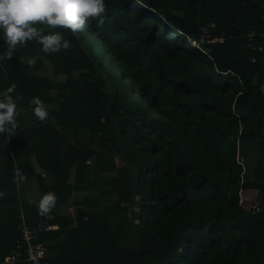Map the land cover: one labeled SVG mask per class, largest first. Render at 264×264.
Returning <instances> with one entry per match:
<instances>
[{"label":"trees","instance_id":"obj_1","mask_svg":"<svg viewBox=\"0 0 264 264\" xmlns=\"http://www.w3.org/2000/svg\"><path fill=\"white\" fill-rule=\"evenodd\" d=\"M104 3L102 23L92 20L76 33L54 29L70 41L69 49L44 53L33 40L0 60V94L14 83L13 95L22 97L17 110L33 114L30 101L36 96L57 103L58 130L66 131L67 144L53 134L57 129L50 112L45 121L30 117L29 125L18 116L14 130L24 156L32 155L43 172L55 177L56 196L65 199L93 188L107 200L117 196L101 214L77 209L74 221L63 222L53 215L61 227L76 224L64 233L61 264H264V216L244 209L238 194L241 188L254 189L264 200V53L262 64L255 65L244 54L250 30L264 51V37L258 38L264 33V0ZM210 24L226 40L203 44L204 54L191 41ZM5 47L0 36V53ZM37 56L56 62L65 80L30 74L24 59ZM76 70L79 77L73 79ZM256 140L261 162L253 180L240 184L238 149L242 142ZM88 142L100 145L111 160H95V178L120 157L124 166L116 177L89 181L87 162L94 155ZM2 153L6 161L0 187L5 188L14 182V153ZM26 163L18 166L23 174L24 167L29 169ZM102 181L108 190L100 187ZM136 196L138 224L121 207ZM44 216L26 217L33 225ZM1 217L5 246L0 245V261L13 248L19 221L13 214ZM54 233L38 239L47 242Z\"/></svg>","mask_w":264,"mask_h":264},{"label":"clouds","instance_id":"obj_2","mask_svg":"<svg viewBox=\"0 0 264 264\" xmlns=\"http://www.w3.org/2000/svg\"><path fill=\"white\" fill-rule=\"evenodd\" d=\"M104 0H0V36L6 47L0 53V60L11 58L18 45H25L35 40L44 53H57L71 47L70 41L61 31L67 29L72 33L85 30L92 22H103ZM47 26L53 31L43 32ZM16 85L13 83L0 94V133H11L17 127V101L22 97L13 95ZM33 115L40 121L49 118V112L40 97L30 101ZM14 179L23 182L26 177L17 169ZM2 195V193H0ZM57 196L54 191L44 193L36 207L39 215H47L56 207Z\"/></svg>","mask_w":264,"mask_h":264},{"label":"crops","instance_id":"obj_3","mask_svg":"<svg viewBox=\"0 0 264 264\" xmlns=\"http://www.w3.org/2000/svg\"><path fill=\"white\" fill-rule=\"evenodd\" d=\"M257 80L258 77L254 78L252 80V84L255 85L257 83ZM260 90L262 93H264V82L261 84ZM16 136H17V132L14 131H12L11 133H0V154L2 155V159L0 160L1 161L0 170L3 168L6 161L2 153L3 151L14 153L11 156L13 157L12 162L14 164L13 173L18 169V166L20 164L21 165L27 164L26 162L29 163L30 170L26 169L27 167H24V176L26 177V179L23 182L14 179L13 185L9 184L5 188H0L1 189L0 193H2V195H0V202L1 200L5 202L4 205L0 204V211L2 214L6 216L13 214L17 219L19 218L20 215H24V217L27 220L26 216H30V218L41 216L38 214L36 204L44 193L48 191H52L54 182L53 185L49 186L47 184L48 181L47 182L44 181L43 175L39 173V171L40 172L43 171L38 167L36 162L34 161L32 162V160L30 159V155L27 158L24 156L22 142L17 141ZM240 147H241L242 157L245 159V162L248 163L247 165L248 173L251 174L250 176L251 179L249 180V182H251L256 174V169L258 168V165L261 162L260 158H261L262 150L260 149V141L256 140V141L242 142L240 144ZM30 171L33 173V176L27 175L29 174ZM38 176H40L42 179V183L45 188L44 191L40 187V183L37 178ZM31 180H35L37 182L36 188H34L33 184L31 183ZM79 193L80 192H72L65 199L57 197L56 207L53 209L54 212H51L49 214L54 215L56 221L63 222V219L65 218L74 221L76 210L79 209L81 205H83L74 202L75 200L73 198L74 195ZM248 193H250L252 196L249 198L250 200L248 199L247 201H251V202L259 195L258 191L254 189L249 191ZM7 196L11 197L13 199V202L8 203L10 198H7L5 200V197ZM94 213L97 214L96 212ZM56 221H55L56 228L52 231V233L55 232L54 234H56V237L47 242L44 241L45 246L48 248V255L50 257L49 261L51 264H61L63 262L61 261V256H60L61 253L60 245H62L64 242V238H65L64 233L65 231L73 228L76 225L75 224V225H70L68 227H64V226L61 227V225L58 224ZM84 221H87V218L84 219ZM2 242L4 241L0 237V245L5 246V244Z\"/></svg>","mask_w":264,"mask_h":264},{"label":"rangeland","instance_id":"obj_4","mask_svg":"<svg viewBox=\"0 0 264 264\" xmlns=\"http://www.w3.org/2000/svg\"><path fill=\"white\" fill-rule=\"evenodd\" d=\"M39 27V26H38ZM43 29V32L44 33H47L49 31H53V29H50L48 27H42ZM80 32V31H79ZM88 40H90L88 38ZM37 45H39V43H37ZM99 53V56L100 58H102L101 60L105 61V57L104 56H101L100 52ZM25 63L27 64V67H28V72L30 74H33V75H40V76H43L47 79H54V81L56 82H63L66 78L65 75L63 74H60V73H57L56 71V67H57V63L53 61H51L50 59H47L43 56H37V57H26L24 59ZM106 65V68H109L108 71H110L111 73H113L114 75H119L118 72L114 71V69L112 67H110V64H107L105 63ZM73 79H76L79 77V72L76 70L73 72L72 76H71ZM48 95L50 97H53L55 95V91H49ZM45 105L47 106V109H48V112H50V118L52 121H54L53 123V126L56 127L57 129V132L56 131H52L53 134L55 133V137H57V139L61 142V143H65L67 144V141L68 138L65 136L66 134V131L65 132H62L64 133L61 134L59 133V130H58V127H62L60 121L57 118V103L56 102H44ZM18 112H19V117L20 119L22 120V122L25 124V125H29L30 122H29V118L30 117H35L33 114H31V110L29 109H26V108H19L18 109ZM33 115V116H32ZM49 123V122H47ZM85 141V140H84ZM88 147L92 149V152H93V158H91L87 164H88V167H90V180L93 179H98V178H107V179H110V178H114L118 175V168H121L124 166V163L123 161L121 160L120 157H115L114 158V164L115 166L112 167L109 172H99L98 174V177L95 178L96 174L95 173V160L99 157H101L103 159V161H109L110 158L109 156L104 152L102 151V149L100 148V145H98L97 143H91V142H88ZM237 156H239V160H241L244 164V168L246 169V173L244 174L243 178H244V183L246 182H249V180L251 179L250 176L251 174L248 173V163L245 162V159L242 157V154H241V147H239L238 149V153H237ZM2 159V155L0 154V160ZM30 159L32 160V162L34 160L33 156L30 155ZM105 161V162H106ZM111 163V160L110 162ZM0 168H1V161H0ZM41 175H43V179L44 181H48L47 184L50 186V185H53V182L55 180V177L54 176H50L48 175L47 173H44V172H40ZM74 173H75V167L73 166L71 168V170L68 172L67 174V182L69 184L73 183V180H74ZM88 178V179H89ZM100 178V179H101ZM31 183L33 184L34 188H36V185H37V182L35 180H31ZM82 184V183H80ZM5 187V186H3ZM100 187H102V189L104 190H108L107 186L104 187V184H103V181L101 182L100 184ZM1 188V187H0ZM253 189H247V188H243V191H244V195L243 196L246 200H248L252 195L250 193H248L249 191H251ZM1 191V189H0ZM39 192V191H38ZM41 194V193H40ZM99 195V190L96 189V188H93L91 190H88V191H84V192H80L79 194H75L74 195V202H77L79 204H83L80 206L79 209L83 210V211H94L96 212L97 214H101L103 212L104 209H107L108 207H110V205L112 204L113 201H115L116 197H112L110 198V200H107L106 198H101ZM5 196V195H4ZM250 200V199H249ZM73 202V203H74ZM139 201H138V197L136 196L135 197V200L133 203H123L121 204V207H126L127 208V213L128 216H130V218L132 219L133 223L135 224H138V220H137V214H138V211H139ZM113 207V206H111ZM242 207H246V204H242ZM76 209V208H75ZM88 209V210H87ZM131 212V213H130ZM0 214H1V211H0ZM2 216V217H1ZM127 216V217H128ZM1 218L4 217V214H1L0 215ZM1 220V219H0ZM114 220L113 219V223H114ZM126 244H128L126 242ZM123 246H125V243H123Z\"/></svg>","mask_w":264,"mask_h":264},{"label":"built area","instance_id":"obj_5","mask_svg":"<svg viewBox=\"0 0 264 264\" xmlns=\"http://www.w3.org/2000/svg\"><path fill=\"white\" fill-rule=\"evenodd\" d=\"M256 33L252 30L248 31L245 36L246 47L245 56L251 65L262 64L263 47L260 44L255 43ZM264 33L258 34V38L262 39ZM225 38L217 36L215 27L210 24L207 27L200 29L199 39L197 41H191L192 47L199 49L200 52L203 44H223ZM262 147L264 148V136L262 140ZM237 163L241 165L242 171L240 175V184L244 183L245 168L243 162L239 160L237 156ZM239 204H246L245 209L249 208L251 201H247L243 196L244 191L241 188L239 190ZM256 203L257 210L262 211L264 215V200L259 201V195L252 201ZM244 208V207H243ZM18 225L16 227L17 237L13 242V248L8 255H6L0 264H51L50 257L48 255L47 248L43 242L38 239V236L42 233L51 232L55 227L54 216L47 214L43 218L38 219L33 225H30L24 215L19 216Z\"/></svg>","mask_w":264,"mask_h":264},{"label":"water","instance_id":"obj_6","mask_svg":"<svg viewBox=\"0 0 264 264\" xmlns=\"http://www.w3.org/2000/svg\"><path fill=\"white\" fill-rule=\"evenodd\" d=\"M244 209H245V208H244ZM246 210H247L248 212H250V213H254V214H256L259 218L264 216L262 211H260V210L258 211V210H257L256 203H255V202H251V203L249 204V208L246 209Z\"/></svg>","mask_w":264,"mask_h":264}]
</instances>
